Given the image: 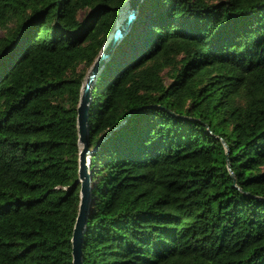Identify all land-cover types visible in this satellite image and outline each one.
Segmentation results:
<instances>
[{"label": "trees", "instance_id": "1", "mask_svg": "<svg viewBox=\"0 0 264 264\" xmlns=\"http://www.w3.org/2000/svg\"><path fill=\"white\" fill-rule=\"evenodd\" d=\"M125 1L0 0V264H72ZM88 116L82 264H264V0H141Z\"/></svg>", "mask_w": 264, "mask_h": 264}, {"label": "water", "instance_id": "2", "mask_svg": "<svg viewBox=\"0 0 264 264\" xmlns=\"http://www.w3.org/2000/svg\"><path fill=\"white\" fill-rule=\"evenodd\" d=\"M141 0H126L123 7V20L117 26L114 27L110 33L108 39L104 42L100 49L97 57L95 58L92 65L87 70L84 81L80 89V98L77 107V131H78V143H79V154H78V170H77V182L76 185L80 186L79 191V205L78 213L76 216L71 245H72V264H82L83 253L82 243L84 237L85 226L87 222V215L90 207L91 199V177H90V158L94 151L101 143V141L94 147L89 148L88 143V110L91 101V91L94 87L96 79L103 68L105 62L109 59V56L115 46V44L123 36L124 32L128 29L130 23L135 18L137 6ZM227 151V147L225 145ZM228 157V151L226 152ZM228 162V158H227ZM228 171L231 177L234 176L230 170L229 164H227Z\"/></svg>", "mask_w": 264, "mask_h": 264}, {"label": "rangeland", "instance_id": "3", "mask_svg": "<svg viewBox=\"0 0 264 264\" xmlns=\"http://www.w3.org/2000/svg\"><path fill=\"white\" fill-rule=\"evenodd\" d=\"M122 16H123V14H122V12L119 14V19H118V21H117V24H118V22H119V20L122 18ZM116 23V22H115ZM115 25V24H114ZM2 33V31H0V34ZM110 35V34H109ZM109 35L107 36V38H106V40L108 39V37H109ZM198 45V43H196V42H185V47L188 49V48H191V47H195V46H197Z\"/></svg>", "mask_w": 264, "mask_h": 264}, {"label": "bare ground", "instance_id": "4", "mask_svg": "<svg viewBox=\"0 0 264 264\" xmlns=\"http://www.w3.org/2000/svg\"><path fill=\"white\" fill-rule=\"evenodd\" d=\"M122 20H123V16H122V18L119 20L118 24H119V23H121V22H122Z\"/></svg>", "mask_w": 264, "mask_h": 264}]
</instances>
